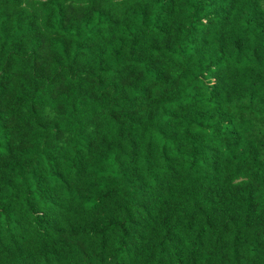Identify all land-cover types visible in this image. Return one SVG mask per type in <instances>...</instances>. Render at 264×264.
Instances as JSON below:
<instances>
[{
    "label": "clouds",
    "instance_id": "1",
    "mask_svg": "<svg viewBox=\"0 0 264 264\" xmlns=\"http://www.w3.org/2000/svg\"><path fill=\"white\" fill-rule=\"evenodd\" d=\"M0 264H264V0H0Z\"/></svg>",
    "mask_w": 264,
    "mask_h": 264
}]
</instances>
